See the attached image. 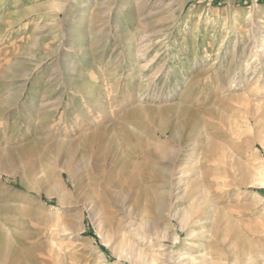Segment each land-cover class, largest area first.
I'll return each mask as SVG.
<instances>
[{
  "label": "rangeland",
  "instance_id": "obj_1",
  "mask_svg": "<svg viewBox=\"0 0 264 264\" xmlns=\"http://www.w3.org/2000/svg\"><path fill=\"white\" fill-rule=\"evenodd\" d=\"M74 1L0 0V227L22 264H136L120 253L115 232L136 242L149 263L188 264L204 255L210 264H247L254 244H264V187L253 181L258 174L264 178V0ZM96 89L104 95L93 97ZM185 108L193 112L184 116L189 126L175 140L160 139L157 127L174 128ZM97 133L105 139L91 151L113 174L114 185L123 180V163L139 164L149 148L182 149L190 159L183 183L191 180L192 188L201 182L199 174L214 175L202 195L211 210L182 225L181 210L192 205L176 199V187L165 207L151 206L150 194L165 197L169 179L163 175L159 181L138 173L130 194L105 188L95 171L99 163L80 143ZM51 141L62 145L59 157L48 152ZM210 145L216 161L207 163ZM35 148L42 154L26 156ZM153 161L144 167L155 168ZM28 164L39 177L26 183L41 191L64 188L67 204L22 191L11 175ZM65 164L71 173L61 176ZM161 166L169 163L155 169ZM29 249L35 262L25 254ZM12 260L0 257V264H17Z\"/></svg>",
  "mask_w": 264,
  "mask_h": 264
},
{
  "label": "bare ground",
  "instance_id": "obj_2",
  "mask_svg": "<svg viewBox=\"0 0 264 264\" xmlns=\"http://www.w3.org/2000/svg\"><path fill=\"white\" fill-rule=\"evenodd\" d=\"M69 1V0H68ZM80 0H78V2H79ZM91 1H95V0H91ZM75 3H76V0L74 1ZM128 3V2H127ZM129 3H130V1H129ZM128 3V4H129ZM141 3V2H140ZM132 5V4H131ZM130 5V6H131ZM137 5V4H136ZM67 8V7H66ZM132 8V7H131ZM130 8V9H131ZM71 9V8H70ZM76 9H78L77 7H76ZM133 9V8H132ZM131 9V10H132ZM75 10V9H74ZM79 10V9H78ZM80 11V10H79ZM73 12H75V11H73ZM78 12H76V14H77ZM135 13V12H134ZM79 14V13H78ZM72 15V14H71ZM81 15V14H80ZM72 16H74V18H75V15H72ZM111 18V17H110ZM58 19V18H57ZM78 19V18H77ZM83 20V19H82ZM79 21V20H78ZM77 21V22H78ZM81 21V20H80ZM80 24V23H79ZM77 25H78V23H77ZM79 26V25H78ZM126 26V25H125ZM74 27V26H73ZM80 27V26H79ZM79 29V28H78ZM77 29V30H78ZM80 29L82 30V28L80 27ZM119 29V28H118ZM126 31V30H125ZM75 32V31H74ZM80 32V31H79ZM70 33V32H69ZM121 33V32H120ZM127 34H128V32H127ZM75 35H76V33H75ZM83 35H85V33H83ZM117 36V35H116ZM129 36H130V33H129ZM80 37V36H79ZM125 36H123V37H120V36H118L117 37V39L118 40H125V39H123ZM82 38V37H81ZM126 38V37H125ZM133 37L131 36V39H132ZM36 39V38H35ZM75 39H77L76 37H75ZM128 40H130V39H128ZM124 42V41H123ZM131 42V41H130ZM132 43V42H131ZM33 44V43H32ZM43 45V44H42ZM133 45V44H132ZM70 46H72V45H70ZM35 47H37V46H35ZM148 47V46H147ZM147 47H145V48H147ZM44 48V47H43ZM59 48V47H58ZM70 48V47H69ZM76 48V47H75ZM130 48V47H129ZM150 48V47H149ZM36 49V48H35ZM60 49V48H59ZM82 49V48H81ZM263 49V48H262ZM33 49H31V51H32ZM70 51V50H69ZM130 51H134L133 49L132 50H130ZM84 52V51H83ZM82 53V52H81ZM30 54V52L28 53V55ZM34 54V53H33ZM134 54V53H133ZM84 55V54H83ZM33 56V55H32ZM136 56H137V54H136ZM28 58V57H27ZM71 60V59H70ZM258 60V59H257ZM69 61V57L67 56V58L64 60V63L65 62H68ZM83 61V60H82ZM70 64H73L71 61H70ZM20 65H21V63H20ZM23 65H26V64H23ZM19 66V65H18ZM29 66V65H28ZM31 66V65H30ZM32 67V66H31ZM67 67V66H66ZM248 67V66H247ZM67 68H69V66L67 67ZM71 68V67H70ZM75 68V67H74ZM75 70V69H74ZM76 71V70H75ZM21 72V71H20ZM74 72V71H73ZM71 73V72H70ZM22 74V73H21ZM24 75V74H23ZM20 76V75H19ZM84 76V75H83ZM87 76V75H86ZM71 79V78H70ZM76 83V82H75ZM79 83V82H78ZM74 84V83H73ZM72 85V84H71ZM75 86V85H74ZM83 86H85V84L83 85ZM69 87H70V85H69ZM78 87V86H77ZM84 88V87H83ZM82 88V89H83ZM87 88V87H86ZM87 89H89V88H87ZM86 90V89H85ZM80 92H82V91H80ZM85 92V91H84ZM92 95H93V97H101L102 95H104V93H103V90L101 91V89H96V90H92ZM87 96H89V95H87ZM91 96V95H90ZM100 99V98H99ZM98 99V100H99ZM12 100V99H11ZM101 100V99H100ZM99 100V101H100ZM61 104H63L62 102H61ZM61 104L60 105H58V108H57V113H59V111H60V108H61ZM48 105V104H47ZM97 105V104H96ZM150 108V107H149ZM171 108V107H170ZM176 108V107H175ZM179 108V107H178ZM183 107H181V108H179V109H182ZM102 109V108H101ZM138 109V108H137ZM142 109H143V111H144V108L142 107ZM172 109H173V105H172ZM178 109V110H179ZM140 110V109H139ZM175 110V109H174ZM138 111V110H137ZM142 111V110H141ZM146 111V110H145ZM150 111H152V110H150ZM180 111V110H179ZM184 112L182 113V112H180V113H182L183 114V117L186 115V114H188V113H190L192 110H190L189 112H186V111H188V109L187 108H185L184 110H183ZM61 112V111H60ZM133 112V111H132ZM148 112V111H147ZM174 112V111H173ZM151 113V112H150ZM175 113V112H174ZM176 113H177V110H176ZM175 113V114H176ZM180 113H179V116L177 115L176 117H180ZM191 113H193V112H191ZM133 114H135V113H133ZM141 114H145V113H141ZM141 114H139V115H141ZM147 114V113H146ZM174 114V115H175ZM178 114V113H177ZM211 114V113H210ZM138 115V116H139ZM150 114H147L146 116H149ZM154 115V114H153ZM173 115V114H172ZM171 115V116H172ZM192 115V114H191ZM127 116H129V118L130 119H132L133 117H132V115L131 114H129V115H127ZM152 116V115H151ZM155 116H157V115H155ZM163 116V115H162ZM188 116V115H187ZM198 116V114H196V116H194V117H197ZM150 117V116H149ZM154 117V116H153ZM182 117V119L181 118H179V119H177L178 120V122L176 123V124H174V128H171V127H166V126H164V125H162L161 124V126H158L157 127V129L158 130H156V134H158V137H160V139H163L164 138V136H169L168 138H170V139H176V134L179 132V131H182L183 129H185L187 126H189L188 125V122H187V120L185 119V117L183 118ZM190 117V116H189ZM141 118V117H140ZM146 118V117H145ZM191 118H193L192 116H191ZM147 119V118H146ZM188 119V118H187ZM196 119V121H197V118H195ZM195 119H193V120H195ZM148 120V119H147ZM157 120V119H156ZM173 120V119H172ZM128 121V120H127ZM131 121V120H130ZM140 121V120H139ZM138 121V122H139ZM196 121H194V122H196ZM134 122H137L136 120L134 121ZM141 122V121H140ZM144 123H145V121H143ZM198 122V121H197ZM196 122V123H197ZM207 122V121H206ZM132 123H133V121H132ZM157 123V122H156ZM155 117L154 118H150V124H151V126L153 127L155 124ZM210 123V122H209ZM135 124V123H134ZM137 124V123H136ZM143 124V123H142ZM200 124V123H199ZM198 124V125H199ZM139 125V124H138ZM144 125V124H143ZM171 125V124H170ZM168 126V125H167ZM193 126H196L195 124H193L192 125V127ZM146 127V126H145ZM192 127H190V128H192ZM197 127V126H196ZM201 127V126H200ZM122 128H123V126H122ZM121 128V129H122ZM135 128V127H134ZM141 128H143V126L141 125ZM199 128V127H198ZM202 128V127H201ZM200 128V129H201ZM150 129H151V127H150ZM199 129V130H200ZM99 130V129H98ZM107 130V129H106ZM135 130V129H134ZM190 130V129H189ZM193 130V129H192ZM124 131V130H123ZM131 131H133V130H131ZM136 131V130H135ZM188 131V130H187ZM187 131H185V132H187ZM196 129L194 130V133L196 134ZM134 132V131H133ZM120 133V132H119ZM135 133V132H134ZM122 134H123V132H122ZM125 134V133H124ZM123 134V135H124ZM137 135L136 136H138L139 134L138 133H136ZM144 134V133H143ZM148 134V133H147ZM154 134V133H153ZM179 134V133H178ZM189 134V133H188ZM191 134V133H190ZM197 134H199V133H197ZM196 134V135H197ZM94 135V134H93ZM102 135H103V133L101 134V133H97L96 135H94V137L93 138H91V136L88 138V139H83V141L82 142H80L81 144H83V146L85 147V151L86 152H90L91 154H92V156H93V158H95L96 159V162L97 163H99V161L101 160V159H99L100 157H98V154H94V152H92L91 151V149H92V147L93 146H95V144H98V142L100 141V140H102V139H105V137H102ZM126 135H128V134H126ZM180 135H181V133H180ZM179 135V136H180ZM132 136H134V135H132ZM139 136H141V134L139 135ZM143 136V135H142ZM58 137V136H57ZM56 137V138H57ZM113 137V136H112ZM186 137V136H185ZM52 138V137H51ZM60 139V138H59ZM134 139H135V137H134ZM141 138L139 137V140H140ZM142 139H143V137H142ZM57 140V139H56ZM55 140V141H56ZM63 140V139H62ZM68 140V139H67ZM112 140V139H111ZM129 140V139H128ZM144 140V139H143ZM159 140V139H158ZM157 140V141H158ZM55 141H51V143L49 144L50 146L49 147H47L48 148V152H50V153H52L53 155H55L56 157H59L60 155H61V153L63 152V150H62V145H60V143H55ZM59 141V140H58ZM57 141V142H58ZM108 141V140H107ZM124 141V140H123ZM142 141V140H141ZM165 141H167V139L165 140ZM195 141V140H194ZM59 142H61V143H66V141H59ZM68 142V141H67ZM125 142V141H124ZM128 142V141H127ZM202 142V141H201ZM140 143V142H139ZM163 143V142H162ZM211 143H213L212 141H211ZM210 143V144H211ZM142 144V143H141ZM158 144V143H157ZM161 144V143H160ZM215 144V143H214ZM108 145V144H107ZM147 145V144H146ZM154 145H155V142H154ZM153 145V146H154ZM164 145V144H163ZM205 145V144H204ZM36 146H37V144H36ZM63 146H64V144H63ZM136 146V145H135ZM151 146V145H150ZM149 146V147H150ZM198 146V147H197ZM196 147L197 148H199L200 146L199 145H197ZM168 147V146H167ZM194 147H195V145H194ZM193 147V148H194ZM206 147V146H205ZM145 148H148V147H145ZM128 150V149H127ZM147 150V149H146ZM198 150V149H197ZM208 150H209V158H208V160H207V163L208 162H214V161H216V153H215V149H214V147H213V145H210V147L208 146ZM99 151V150H98ZM126 151V150H125ZM144 151V150H143ZM193 151V150H192ZM74 147H72L71 145H69V148H68V160H72L73 159V156H74ZM107 152V151H106ZM128 152V151H127ZM138 152V151H137ZM147 152V151H146ZM189 152V151H188ZM25 153V152H24ZM40 153H41V151H40ZM40 153H39V151H38V148H35V149H29L28 151H27V155L26 156H29V157H37L38 155H40ZM140 153V152H139ZM187 153V152H186ZM193 153V152H192ZM42 154V153H41ZM130 154H132V152L130 153ZM195 153H193V154H191L192 156L194 155ZM127 155V154H126ZM146 156H144V161L142 160V158H141V162L139 163V164H137L138 162H130V160L129 161H125L126 163H123V164H125L124 166V169H123V180L121 181V182H116V184L114 185V180H113V178H112V176H113V174L110 172V171H108V169H107V167L104 165V163L101 165V163H99V164H97V166H96V173L97 174H99L101 177H103L104 179H105V181H106V184H105V188H108L111 192H114L115 190H117L118 188H120V189H123V190H126V192L127 193H131V192H133V190H134V188H136L137 187V185H136V182L134 181V177L135 176H137L138 175V173H140V175H142V177L145 175L146 177H147V179L148 180H151V179H153V178H157V180L159 179V178H162V175H163V177H167L168 179H169V182H168V184H166V189L164 190V192L163 191H161V192H163L164 194H165V197L164 198H161L160 197V195H158L159 196V198L160 199H157L156 197H155V195L152 193V194H150V197L148 198L149 200V203H150V205L151 206H153V207H160V208H162V207H165L166 205H167V200H169V198L170 197H172V196H174V195H172V193H174V188L175 189H177L178 190V192H177V194L175 195V197H176V199H178V200H183V199H186V198H188V200H190L191 202H190V205H192L191 207L190 206H188V207H190V209H188V208H186V209H184V210H181V211H183L182 212V215L180 216V222H181V224L182 225H184L186 222H190V220H193V219H191V218H193L194 217V215H197V213L198 212H200V210H202V209H204L205 210V212H209L211 209H207V206L209 205V203H210V201H209V199H208V197L207 198H204L202 195H204V194H206V192L204 191V187H203V184H204V182L206 181V180H208V179H210V178H213L214 177V175H212L211 173H203L202 174V177H201V175L199 174V177H200V185L197 183V185L196 186H192V185H195V184H193V182H194V180L192 181V183H191V186H192V188L190 187V182H191V180H190V182L189 181H187V183L189 184H186V183H183L184 181V177L188 174V171L187 170H189L188 168H186V164H187V162L190 160L189 158H188V156H187V154H185V153H182V149L181 150H177V149H175V150H169V149H167L166 147H164V146H159V144H158V146H154L153 147V149H151V148H149V150H148V153H146L145 154ZM104 156V155H103ZM137 156V155H136ZM195 156V155H194ZM197 156V155H196ZM119 157V156H118ZM129 157H130V155H129ZM138 157V156H137ZM191 157V156H190ZM26 158V157H25ZM123 158L124 157H122V160H123ZM35 159V158H34ZM112 159H114V158H112ZM125 159H126V157H125ZM129 159V158H128ZM140 159V158H139ZM150 159H152V160H154V161H158V162H154L153 161V163H155L156 164V166L160 163V164H164V162H168L169 163V166H167V167H165L164 168V166H161V167H163L164 168V170H158V169H155L156 168V166L155 165H153V166H155V168L153 167V168H148V167H144V164L145 165H149V163H151L152 162V160H150ZM189 159V160H188ZM48 160V159H47ZM115 160V159H114ZM119 160V159H118ZM117 159H116V163H117V161H118ZM199 160V159H198ZM103 161V160H102ZM121 160H119L118 161V163L120 162ZM138 161V160H137ZM0 162H1V159H0ZM21 162H23V161H21ZM31 162V161H30ZM114 162V161H113ZM32 163V162H31ZM115 163V162H114ZM113 163V164H114ZM122 163V162H121ZM158 163V164H157ZM244 163V162H243ZM13 165H15L16 163H12ZM26 164V163H25ZM120 164V163H119ZM118 164V165H119ZM188 164H190V163H188ZM187 164V165H188ZM192 164V163H191ZM16 166V165H15ZM23 166V165H22ZM22 166L21 167H18V165H17V169H16V171H14V172H12V177H14V178H16L17 179V181H20V184H21V186H22V191H24V193H32V194H34V193H36V195L37 194H39V195H46L49 199H56V205H58V206H64L65 204H67V201H68V199L70 198V193L69 192H66V190L64 189V188H62L61 186V188L59 189V191H58V193L57 192H55V190L54 191H52V190H46V191H41L37 186H33V185H28L27 183H26V181H27V179H28V181H29V179L30 180H32V178H34L36 175H37V172H36V168L33 166V165H31V164H28L27 166H23V168H22ZM109 166H111V165H109ZM117 166V165H116ZM121 166H123V165H121ZM192 166V165H191ZM113 167V166H112ZM117 167H119V166H117ZM116 167V168H117ZM114 168V167H113ZM115 168V169H116ZM191 168V167H190ZM42 169V168H41ZM118 169V168H117ZM116 169V170H117ZM187 169V170H186ZM122 170V169H121ZM192 170V169H191ZM196 170V169H195ZM254 170H255V168H254ZM40 171H42V170H40ZM40 171H39V173H40ZM256 171V170H255ZM44 172V171H43ZM136 172H137V174H136ZM144 172L145 173H148V174H144ZM166 172V173H165ZM192 172V171H191ZM1 173V172H0ZM64 173H67L68 175H70V173H71V167L68 165V164H65L64 165V167H62L61 168V171H60V174H61V176H63L64 175ZM190 173V172H189ZM121 175H122V171H121V173H120ZM193 174V173H192ZM196 175H194V176H198V174L197 173H195ZM2 174H0V177H2L1 176ZM41 175V174H40ZM160 175H161V177H160ZM38 176V175H37ZM36 176V177H37ZM116 176V175H115ZM115 176H114V178H115ZM190 176H191V173H190ZM193 176V177H194ZM264 176V175H263ZM39 177V176H38ZM140 177V176H139ZM189 177V176H188ZM192 177V176H191ZM70 178L72 179V177L70 176ZM121 178V179H122ZM166 178V179H167ZM18 179H20V180H18ZM137 179V178H136ZM143 179V178H142ZM199 179V178H198ZM120 180V179H119ZM156 180V179H155ZM157 180H156V185H157V183H159V182H157ZM160 180H162V179H159V181ZM165 180V179H164ZM187 180V179H186ZM246 180H247V177H246ZM246 180H245V182H246ZM168 181V180H167ZM199 181V180H198ZM253 181H255V185H259V187L260 186H263L264 187V178L263 177H261V176H259V174H258V176L256 175L255 176V178H254V180ZM252 181V182H253ZM141 182V181H140ZM146 182V181H145ZM196 182V181H195ZM244 182V183H245ZM163 183H164V181H163ZM138 184H139V182H138ZM151 184V183H150ZM159 184H161V182L159 183ZM154 185H155V182H154ZM154 185H152L153 187H154ZM155 185V186H156ZM165 185V184H164ZM252 185V184H251ZM139 186V185H138ZM162 186V185H161ZM149 187H150V185H149ZM149 187H148V190H149ZM59 188V187H58ZM151 188V187H150ZM154 188H156V187H154ZM158 188V187H157ZM161 188H163V187H161ZM113 189H114V191H113ZM205 189H207V188H205ZM141 190H143V188L141 189ZM146 190V189H145ZM159 190V188L157 189V191ZM153 191H155V190H153ZM124 192V191H123ZM136 192V191H135ZM263 192V191H262ZM122 193V192H121ZM125 193V192H124ZM149 193H151V191H147L146 193L144 192H140V194L138 193V196H137V198L139 199V197L141 198L142 196H144V195H148ZM134 194V193H133ZM155 194H157L156 193V191H155ZM132 195V194H131ZM130 196V195H129ZM161 196H162V194H161ZM97 199H99V197L97 196ZM104 199V198H103ZM138 199H137V205H135V206H137V207H139L138 206V203L140 204V202H138ZM144 199V198H143ZM202 199V200H201ZM136 200V199H135ZM177 200V201H178ZM187 200V199H186ZM257 200V199H256ZM262 200V199H261ZM261 200H259V201H261ZM176 201V202H177ZM91 203H92V201H91ZM262 203L263 202H261V203H259V205L261 204V206H262ZM175 204V203H174ZM256 204H258V203H256ZM92 205V204H91ZM18 206V205H17ZM89 206V205H88ZM88 206L86 207L85 206V210H88ZM251 206V205H250ZM256 206V205H255ZM91 206H89V208H90ZM93 207V206H92ZM18 208V207H17ZM16 208V211H19V208L17 209ZM125 208V207H124ZM134 209V208H133ZM136 209H138V208H136ZM135 210V209H134ZM180 211V210H179ZM23 212V211H22ZM206 214V213H205ZM208 214V213H207ZM207 214H206V216H207ZM211 214H212V212H211ZM209 215V214H208ZM264 215V214H263ZM200 217H201V215H200ZM220 217V216H219ZM196 218V217H195ZM204 218V217H203ZM208 218V217H207ZM206 219V218H205ZM197 220H198V218H197ZM201 220H203V219H201ZM221 220V219H220ZM199 221V220H198ZM192 222V221H191ZM196 222V221H195ZM200 222V221H199ZM230 222V221H229ZM196 224V223H195ZM221 224V223H220ZM61 225V224H60ZM64 225V224H63ZM133 227H135L136 225H132ZM138 227L137 228H135V232H134V234H136L137 236L138 235H140V234H142V230H141V228H140V226L139 225H137ZM8 229V228H7ZM231 230V229H230ZM229 230V232H231ZM7 231V230H6ZM9 231V230H8ZM10 233V232H9ZM112 233V232H111ZM122 234V233H121ZM125 234V233H124ZM236 234V233H235ZM8 234L5 232V228L2 226V227H0V257H6V256H8V255H10L11 257H13V259L14 260H12L14 263H17V264H22V260H21V258H20V254L17 252V251H15L14 249H13V245L9 242V239H8V236H7ZM128 235V234H127ZM131 235H133V233L131 234ZM15 236V235H14ZM143 236H145V235H143ZM112 237L115 239V240H118L119 241V246H120V253L123 255V254H125L132 262H137V263H140V264H155L154 263V261H151V263H149L150 262V258H149V261H147V255H145L144 253H142V251H144V250H140V249H138V248H140V247H138V246H136V245H134L135 243L134 242H132L130 239H127V238H129V236H120V235H118V233H114L113 235H112ZM244 237V236H243ZM10 238V237H9ZM14 238V237H13ZM10 239H12V238H10ZM109 239V238H108ZM144 239V238H143ZM149 239V238H148ZM16 240V239H15ZM11 241V240H10ZM243 241H246V240H242V242ZM138 242V241H137ZM241 242V243H242ZM256 242H258V241H256ZM16 243V242H15ZM245 243H247V242H245ZM244 243V244H245ZM251 243V242H250ZM258 243H260V240H259V242ZM252 244H254V243H252ZM261 244V245H260ZM259 245H256V244H254V246L252 247V249H250L251 250V253H250V257L249 258H247V260L249 261L247 264H264V244H263V242H261ZM263 244V245H262ZM251 245V244H250ZM249 245V246H250ZM33 246V245H32ZM248 246V249L250 248ZM35 248V247H34ZM36 250V249H35ZM22 251V250H21ZM28 251V253H25V251L23 250V254L22 255H24V253L25 254H27L28 255V257L30 258V259H32V261H34L35 262V260H34V257H32L31 256V254H33L32 253V249H29V250H27ZM26 251V252H27ZM249 251V250H248ZM19 252H20V250H19ZM27 255H26V258H28L27 257ZM124 256V255H123ZM202 256V258L198 261L197 259H192L191 261H189V263L188 264H210V263H212V262H209L208 261V259L207 258H205V256L204 255H201ZM204 256V257H203ZM150 257V256H149ZM180 258V257H179ZM1 259H3V258H1ZM7 259V258H6ZM153 259H155V258H153ZM7 260H9V259H7ZM37 260H39V259H37ZM3 261V260H2ZM1 261V262H2ZM186 261H188V260H186ZM4 262V261H3ZM11 262V261H10ZM30 262V261H29ZM155 262H156V260H155ZM179 264H184V260H182V259H180L179 261ZM27 263H28V261H27ZM32 263V262H31ZM30 263V264H31ZM35 263H41V264H44V262H40V261H36ZM136 263V264H137ZM156 264H157V262H156Z\"/></svg>",
  "mask_w": 264,
  "mask_h": 264
},
{
  "label": "trees",
  "instance_id": "obj_3",
  "mask_svg": "<svg viewBox=\"0 0 264 264\" xmlns=\"http://www.w3.org/2000/svg\"><path fill=\"white\" fill-rule=\"evenodd\" d=\"M211 1H216V0H211ZM220 1H223V0H220Z\"/></svg>",
  "mask_w": 264,
  "mask_h": 264
}]
</instances>
